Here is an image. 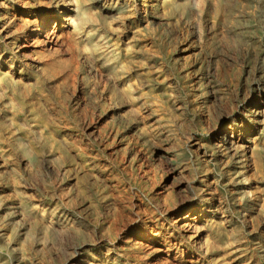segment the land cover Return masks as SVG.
<instances>
[{"label":"bare ground","instance_id":"1","mask_svg":"<svg viewBox=\"0 0 264 264\" xmlns=\"http://www.w3.org/2000/svg\"><path fill=\"white\" fill-rule=\"evenodd\" d=\"M152 1L140 0L137 9L146 29L159 11L184 15L193 7L191 33L202 39L205 29L216 31L222 48L212 72L182 47L160 58V74L147 79L139 59L127 56L128 44L111 46L101 25L125 2L113 10L100 0H0V161L9 166L6 175L0 169V264H264V81L244 86L250 72L244 61L264 54L245 41L257 11L236 1V8L222 0ZM227 70L232 94L218 84ZM40 80L66 84L65 104L76 118L89 109L111 122L123 119L143 138L151 136L143 126L156 113L143 93L149 86L162 111L152 123L185 132L191 179L183 180L184 166L173 156H160L158 168L176 163L175 188L151 191L150 205L136 198L125 222L121 189L106 183L114 171L65 152L73 130L51 127L54 138L45 135L40 110L39 129L25 120L21 89ZM42 98L50 105L48 94ZM92 130L87 123L81 134ZM56 142L63 152H40ZM162 151L151 149V157ZM199 155L212 170L198 169ZM75 173L85 180L86 196L77 192Z\"/></svg>","mask_w":264,"mask_h":264},{"label":"rangeland","instance_id":"2","mask_svg":"<svg viewBox=\"0 0 264 264\" xmlns=\"http://www.w3.org/2000/svg\"><path fill=\"white\" fill-rule=\"evenodd\" d=\"M235 1L245 5L249 4L257 11V19L253 23L252 30H250L252 31L249 36L250 38L246 37L245 41L251 39L252 46H256V51H262L263 53L264 0H222V5H231L232 8H236ZM115 2L116 0H100V4L105 6L106 9L112 8L113 10L116 9L115 5L119 2H125V10L121 14L109 17L101 24L105 30V35L110 45H115L120 50H124L125 43L128 44L129 51L127 56L130 55L139 59L140 68L147 79L152 80L160 74L163 68L159 62L160 58L166 54L172 58L178 52V50L176 52V49H181L182 47L186 49L184 51L186 56L201 58L204 70L212 72L215 66L214 59L216 56H219V50L222 46H220V41L216 38L217 34L215 30L210 31L205 29L202 39H199L195 33H191L196 21L193 7H190L189 12L184 15H177L174 12L162 13L159 11L156 13L158 18L146 29L137 14V9L140 8V0H121L116 4ZM148 2L153 1L148 0ZM110 3H112V6H110ZM119 30L121 31L120 33H118ZM82 46V49H89L87 41L82 42ZM236 54L235 52L234 55ZM244 62H247L250 68L249 75L244 80V86L248 90L250 83L264 81V54L258 58L252 55ZM238 63L241 67L243 65L242 59ZM223 66L226 68L225 65ZM230 74L231 72L227 70L224 75L219 77L218 84L220 87H223L226 93L232 94L236 88L234 86L235 80ZM242 80L243 78L239 77V82H237L236 86ZM149 88V86H146L143 93L148 97V108L151 111H156L153 114V122L158 118L156 114L160 115L162 111H160L157 100L149 96V94L151 96L155 95L150 93ZM65 90L67 91L66 84L61 80H58L56 85L44 80H40V83L31 82L28 87L21 89L24 92L23 113L25 120L29 123L30 127L39 129L40 125L37 123L38 120L35 113L40 110V113L46 116V122L42 123V128H40L45 135L54 138V134L50 129L51 127L54 129L68 127L73 130V135L68 138V146L65 148V152L81 154L88 159L89 164L93 160H99L98 162L104 168L114 171L110 173L106 183L107 185L112 183L113 186L121 189V196L125 202V207L123 206L122 210L125 222L131 216L129 206L133 204L136 198L145 205H150L148 198H150L151 191L154 194L160 191L163 192L164 189L162 187L164 186L165 192L170 193L175 188L178 176L176 178L172 170L176 163L175 165H166L163 168H158L156 159L160 156L164 158L173 156L174 161L179 162L178 168L182 165V168H179L180 170L184 166L181 176L183 180L191 179V174L188 172L190 168L188 165L189 160L182 149L183 142L185 141V132L181 131L180 128L172 123L167 125L164 121H161V124L158 125L157 123L146 121L143 128L146 131L148 130V132L152 130V134L143 138L138 136L135 131H128L126 121L123 119L115 118L111 122L107 117L104 118L98 112L91 113L89 109L87 112L84 111V114L87 115L86 118H76L74 108L72 106L66 107ZM44 94L49 95L50 105L43 100ZM78 119L81 121L78 122ZM87 123L93 126L92 133L86 131L81 134L83 126ZM166 130L170 131L168 135L165 133ZM115 133H117V136L114 135ZM37 138L40 137L37 135ZM38 142L42 144L43 140L39 139ZM157 146L161 147V149L163 148V151L152 158L151 149ZM39 150L40 152H63L60 150L57 142L52 143V147L40 146ZM196 162L199 165V170L203 172L212 170L213 165L206 162L200 155ZM185 164L189 168L185 167ZM0 169L6 175L9 171V166L3 165L0 161ZM2 172L0 175H2ZM170 174L173 175V178ZM75 177L78 194L86 196L88 189L85 180L81 175L76 173ZM218 192L223 196L224 200L226 196L225 190L221 188ZM260 192H264L263 181L260 184ZM129 201L130 203H128ZM229 211L230 208L228 206L226 215L231 214ZM232 221L234 223V216L232 217Z\"/></svg>","mask_w":264,"mask_h":264}]
</instances>
